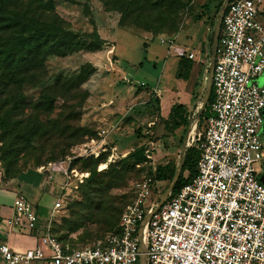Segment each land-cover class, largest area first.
<instances>
[{
  "label": "rangeland",
  "instance_id": "rangeland-1",
  "mask_svg": "<svg viewBox=\"0 0 264 264\" xmlns=\"http://www.w3.org/2000/svg\"><path fill=\"white\" fill-rule=\"evenodd\" d=\"M10 1L11 8L26 10L49 28L53 27L49 20L57 15L63 26L81 38L96 30L104 40L100 49L81 48L65 55H48L45 75L34 84L21 85L30 106L19 102L9 112L12 102H0V206L9 210L14 190L46 217L63 187L67 194L64 206L55 216L54 235L73 247L93 245L113 230L105 221V212L95 211L96 202L102 200L107 206L122 209L132 200L135 184L144 179L153 183V196L158 201L171 181L185 130L191 121V132L205 91L213 26L224 0H181L180 8L163 4L152 7L154 0H106V5L105 0ZM122 2L128 7L129 17L126 24L120 25ZM259 18L264 22V9ZM174 26L179 30L186 26L184 38L177 42L196 51L197 57L191 59V76H199L197 83L190 80V85L198 84L199 88L192 93L195 102L178 128L172 121L164 124L159 119L158 102L151 101L150 89L157 85L160 91L172 90L178 81H185L175 77V58L168 55L163 59V44H171L178 33L172 29ZM143 27L154 35L146 48V59L142 42L134 33ZM155 55L157 66L152 67L148 58ZM90 66L95 70L77 88L75 97L71 92L49 88L57 76H74L90 70ZM258 82L264 83V73ZM45 89L57 101L51 109L37 110L34 102ZM9 91L6 89L2 96ZM84 92L88 95L82 101ZM74 102L77 105L70 106ZM34 125H39L35 135L25 136L23 132L27 130L23 127L29 126L32 131ZM72 127L77 132H71ZM261 139L264 145V124ZM139 147L144 148L145 159L132 163L126 155ZM159 165L164 178L161 180L156 179ZM255 168L264 171V159L256 162ZM114 171L116 176L112 178ZM95 181H100L99 186L90 185ZM97 187L101 198L98 189L90 193ZM91 204L93 209L86 208ZM19 241L26 243L27 239L21 237Z\"/></svg>",
  "mask_w": 264,
  "mask_h": 264
},
{
  "label": "built area",
  "instance_id": "built-area-1",
  "mask_svg": "<svg viewBox=\"0 0 264 264\" xmlns=\"http://www.w3.org/2000/svg\"><path fill=\"white\" fill-rule=\"evenodd\" d=\"M264 0H229L212 69V99L206 116L194 119L186 147L197 151L196 175L154 210L153 183L135 184L115 230L93 245L73 247L53 233L64 206L63 187L46 217L16 194L12 215L0 222L2 264H139L138 227L147 264H264ZM192 59V53L187 55ZM86 151V149H85ZM92 153V152H90ZM35 245L14 249V230Z\"/></svg>",
  "mask_w": 264,
  "mask_h": 264
},
{
  "label": "trees",
  "instance_id": "trees-1",
  "mask_svg": "<svg viewBox=\"0 0 264 264\" xmlns=\"http://www.w3.org/2000/svg\"><path fill=\"white\" fill-rule=\"evenodd\" d=\"M114 1L115 0H113V2ZM11 4L12 3L10 0H0V86L2 87V90H0V102H12L10 107L7 109L9 112L11 108L17 107L19 102H21L23 106H30L27 105L23 93L21 92V85L25 83L34 84L45 75V61L48 55H65L70 51H75L81 48L91 50L100 49L101 44L104 42V40L99 38L96 30H93L90 34H83V36L86 37L83 39L79 34L76 35V33H74L72 30L63 26V20H61L57 15H54L49 20L53 26L52 28H49L45 23H38V20L26 10L17 11L11 8ZM106 4H108V1L105 0V5ZM162 4L168 8L173 6L174 8H180L181 0H154L150 3L152 7L155 6L156 8ZM126 8L128 7L124 6L123 2L119 6L120 17L118 22L120 25L127 23L126 20L129 17V12H127ZM159 13L162 14L161 11H159ZM132 22L136 23L135 21ZM143 28L147 31L151 30L146 27ZM172 29L175 32H178L179 30L178 26H174ZM5 33H7V35H5ZM143 47H146L145 43L143 44ZM143 58L146 59L145 52L143 53ZM142 63L143 60H141L138 64L141 65ZM192 67L193 60L189 59L184 54L180 55L175 72L176 79L187 80ZM94 70L95 69L90 66V70L80 71L74 76L64 77L59 75L55 78L53 85L49 88L51 89L56 87L65 93L71 92L74 94L73 97H75L77 88L80 87V85L87 79L89 75H91V73L94 72ZM8 88L10 90L9 93L3 97L2 95L5 94L6 89ZM87 95V92H84L82 101ZM212 95L213 94L211 90L209 101L199 117L200 122L207 114L208 104L212 99ZM56 101L57 97L45 89L40 93L38 99L34 102V107L37 110L42 108L51 109V107L54 105V102ZM76 105L77 102H74V104H71L70 106L75 107ZM158 109L159 107H157V110ZM172 111L173 117L170 121H172V124H176L175 128H178L183 124L182 120H184V117H186L187 114L185 113V110L182 108L181 104L173 107ZM34 127L35 130L32 131L29 130L31 129L29 126L23 127L25 130H27L26 133L23 132L25 136L29 134L30 136L35 135L39 129V125H34ZM71 132H77V128L72 127ZM126 158L130 159L132 163H139L141 160L145 159L144 148L139 147V149L129 152L126 155ZM196 160L197 151L193 147H188L184 157L182 172L179 175L172 192L179 190L181 186L189 182L191 178L196 175ZM161 171L162 166H157L156 179L158 180L164 179L160 174ZM185 171L187 174H184L183 176V172ZM115 176L116 174L114 171L111 174V177L114 178ZM95 184L99 186L100 181H95L90 185L95 186ZM97 189L98 192H100V188L97 187L95 190H90V193L92 191L95 192ZM101 195L102 193L100 192L99 197ZM88 198L94 202L91 194L88 195ZM95 205V211H104L106 223L108 224L109 228H113V230H115L119 215L123 208L120 209L119 207L115 208V206H107L106 202L104 204L102 200L96 202ZM86 208L93 209V204L89 206L86 205ZM58 239L61 240L60 238Z\"/></svg>",
  "mask_w": 264,
  "mask_h": 264
},
{
  "label": "crops",
  "instance_id": "crops-1",
  "mask_svg": "<svg viewBox=\"0 0 264 264\" xmlns=\"http://www.w3.org/2000/svg\"><path fill=\"white\" fill-rule=\"evenodd\" d=\"M136 29L138 30H136L134 33L139 38V42H142V46L144 43L146 44V47H143V53L145 52V55H146V51H147L146 48L149 45V43L154 39V35L147 30L140 29V28H136ZM186 31H187L186 26L182 27L178 31L177 35L174 38V41H172L171 44H168V43L163 44L166 47L165 56H163V59H165L168 55H172L175 58L176 68H177V62H178L180 55L184 54L187 56L189 53H192V59L197 57L196 51L194 52L192 50V47H186L177 42V39H179L180 37L184 38ZM157 58L158 57L156 55L154 57L152 56L148 58V61L151 62L152 67L157 66V62H158ZM119 61H120V58H119ZM175 72H176V69H175ZM191 72L187 80L181 81V82L178 81L177 84L172 87V90H169L168 88H164L163 90L160 91L157 85H155L154 87H150L151 101L154 99L157 100L158 107H159V109L157 110V113H158L157 115L164 124H166V122H169L172 119L173 117L172 108L173 107H175L178 104H181L182 108L185 110V113H186L189 111V107L193 105L192 103L195 102L196 98L195 99L193 98L192 93L198 90L199 85L198 84L190 85L189 83H190L191 78L195 79L194 80L195 83L199 82V76L194 75L192 77ZM162 92H164V94H162ZM185 92L187 94H185ZM13 192H14V197H13V200H14L17 192H15L14 190ZM13 200L10 203L9 210L3 206H0L1 225H4V221H3L4 219L9 218L12 215L11 205H12ZM21 237H25L27 239V242L21 243L19 241ZM7 241L9 242V245L12 248L18 249V250L31 248L35 245V239L33 236L26 235V234L25 235L20 234L16 232L15 229L9 232ZM0 264H2L1 256H0Z\"/></svg>",
  "mask_w": 264,
  "mask_h": 264
},
{
  "label": "water",
  "instance_id": "water-1",
  "mask_svg": "<svg viewBox=\"0 0 264 264\" xmlns=\"http://www.w3.org/2000/svg\"><path fill=\"white\" fill-rule=\"evenodd\" d=\"M228 1L229 0L223 1L221 8H220V11L217 14V18H216V21H215L214 26H213V35H212V43H211V58H210L209 70H208V80H207V84H206L205 91L203 93L200 105L198 106V109L196 111V114L194 117L195 119H198L200 117L201 113L203 112V110L205 109V106L207 105V103L209 101L210 93L212 90V69H213V64L215 61L218 34L220 31L221 20H222L224 12L226 10V6H227ZM190 124H191V121H189L188 128L185 130V135L183 136L182 141H181V146L179 149V160H178L177 169H176L171 181L169 182L168 186L166 187V189L164 190V192L160 196L159 200L157 201L154 210L157 209L158 207H160L164 203V201H166L170 192L173 190V187H174L180 173L182 172V167H183V162H184V157H185V150L187 149L186 143H187V137H188V133H189ZM150 216H151V212H148L145 215V217L143 218V220L140 222L139 227H138L137 236H138L139 247H140L139 264H147L146 256L144 254L143 229H144L146 223L148 222Z\"/></svg>",
  "mask_w": 264,
  "mask_h": 264
},
{
  "label": "bare ground",
  "instance_id": "bare-ground-1",
  "mask_svg": "<svg viewBox=\"0 0 264 264\" xmlns=\"http://www.w3.org/2000/svg\"><path fill=\"white\" fill-rule=\"evenodd\" d=\"M143 237H144V235H143Z\"/></svg>",
  "mask_w": 264,
  "mask_h": 264
}]
</instances>
